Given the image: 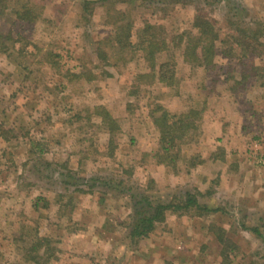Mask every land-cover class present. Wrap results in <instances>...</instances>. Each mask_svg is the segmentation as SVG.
I'll use <instances>...</instances> for the list:
<instances>
[{"label": "rangeland", "instance_id": "obj_1", "mask_svg": "<svg viewBox=\"0 0 264 264\" xmlns=\"http://www.w3.org/2000/svg\"><path fill=\"white\" fill-rule=\"evenodd\" d=\"M234 1L241 5L242 12L239 11L238 14L247 26L254 27L264 20V0ZM38 2L45 7L44 20L36 25L32 33L23 31L22 26L15 24L11 16L0 18V29H13L14 40L20 41L21 37L26 40L16 42L15 49L28 43L29 51H26L33 55L36 52L34 46L37 45L43 51L42 55L47 52L59 54L62 63L60 66L74 74L82 73V67L86 63L97 74L102 69L111 70L113 78L90 84L84 81L67 84V80L60 76V71L51 69L43 59L33 56L18 58L15 62L16 54L10 59L7 56L0 58V125L4 124L6 130L12 131V148L0 143V264L20 262L23 255L15 246L27 238L25 225L29 226V222H33L34 226L38 222L42 234H46L45 228L57 230L54 236L61 247L73 254V264H220L217 260L216 241L214 243L206 235L201 224L185 219L172 221L167 231H162L149 243H140L129 252L125 236L121 232V222L130 215V200L104 188L100 189L104 191V196L99 193L75 196L76 210L72 211V222L78 224V231L58 230L55 226H61L64 220L61 221L56 213L57 195L64 193L70 196L74 191L73 187L62 184L59 177H64L68 171L76 177H102L105 180L121 177L130 188H154V192L162 197L179 194L182 190H194L195 186L205 188L202 177H207L203 178L206 181L219 179L221 188L216 189L217 194H214L218 196L212 203L225 207L228 211V215L222 216L225 226L238 227L230 216L236 208L237 215L241 210L245 211L248 217H252L251 222L254 224L258 218L256 213L260 211L264 214V88L259 84L255 89L250 87L249 92L245 91L236 100L231 98L225 91L227 85L224 80L231 76L242 81V72L223 62L224 68L216 88L220 99H208L200 139L194 144L196 150L191 151L199 155L202 153V159L207 160V169L196 168L193 177H170V172L162 170L153 172L149 167L146 169L139 165L143 163V155L156 149L158 143V135L148 117L152 109L149 98L162 96L160 103H166L174 114H179L185 107L204 104L207 95L198 92L197 89L201 86L198 84L199 80L196 77L190 78L188 68L186 78L182 76L180 79L177 75L180 85L171 93L158 94L150 86H145L142 90H147L149 96L141 92L137 95L138 100L130 99L128 88L133 75L138 71L144 72L145 63L136 57L128 69L121 66L116 71L103 68L88 45L90 34L103 28L104 6L98 4V12L93 18L96 27L93 29L80 18L82 9L78 0ZM199 6L203 8L202 5ZM197 7L157 8L145 5L142 6L143 9L137 7L142 10L136 9L138 13L132 16L141 22L149 20L165 25L172 37L178 33H195L193 25L198 14L216 21H223L224 17L232 14L224 4L206 7L205 10ZM23 67L29 70H24ZM263 74L264 70L260 75ZM26 75L29 79H24ZM233 84L231 81L228 88ZM256 91L259 92L257 96ZM244 95L245 99L240 100ZM129 101L134 103L130 110L127 108ZM135 101L140 102L136 104ZM100 106L114 114L124 133L118 143L120 149L113 159L106 157V154L95 153L98 144L106 145V138H101L103 143L95 141L94 134L98 133L89 124L85 108L89 107L93 111ZM253 112L255 117L252 116ZM79 116L80 119L77 118ZM94 122L99 124L100 120L94 119ZM229 124L230 129L227 128ZM248 124L253 127L248 128ZM241 127L242 130L246 127L241 131L242 134ZM33 142L38 146H34ZM221 148L226 150L225 161L215 160L221 158ZM41 151L45 154L38 164L42 171L39 174L35 165L39 162L35 159L40 156ZM43 161L51 164L53 170L48 169ZM237 164L238 172L234 171L235 168L232 169ZM126 169L132 171L133 176L123 173ZM41 195L48 206L43 208L44 205L41 204L42 211L36 213L33 209L34 201ZM236 237L246 255L245 258L238 259L236 264H249L254 254L257 256L253 259L264 264L262 243L245 232ZM19 245L23 247V244ZM204 245L207 250H202ZM200 253H203L201 257ZM70 256L67 254L65 257L69 259Z\"/></svg>", "mask_w": 264, "mask_h": 264}, {"label": "trees", "instance_id": "obj_2", "mask_svg": "<svg viewBox=\"0 0 264 264\" xmlns=\"http://www.w3.org/2000/svg\"><path fill=\"white\" fill-rule=\"evenodd\" d=\"M78 3L82 9L80 18L90 24L93 29L96 27L93 18L98 12V4L104 6L103 28L98 32L93 31L94 34H90L88 42L97 62L103 68L116 71L121 66L128 69L135 62L136 57L145 63V71H138L133 75L128 88L130 99L138 100L137 95L141 92H144L145 96H149L147 90H142L145 86H150L158 94L171 93L173 89L179 87L180 79L185 77V72L189 73L188 68L191 72L190 78L196 77L199 80L198 84L201 86L198 85L200 88L197 89L198 92L207 95L204 104L197 103L191 107H185L179 114H174L166 103H160L162 96L155 95L153 98H149L152 109L149 111L148 117L158 135V143L156 149L143 155V163H141L143 165H139L146 169L149 167L153 172L161 170L170 172V177L172 175L175 177L181 175L193 177L196 168L206 170L207 160L202 159V153L199 155L191 151L196 150L194 144L200 139L205 123L208 99L212 100L216 97L220 99L216 88L224 68L222 63L227 62L229 67L235 66L234 70L239 68L242 72V81L235 77L231 78V76H227V79L224 80L227 85L225 91L231 98L236 100L245 91L249 92L250 87L255 89L259 84L264 88V74L260 75L261 71L264 70L262 67L264 64V20L256 23L254 27L247 26L243 23L241 15L238 14L239 11L242 12L241 5L234 0H78ZM198 4L202 5L203 8L201 9ZM221 4L226 5L230 14L232 13L224 17L223 21H216L213 18L198 14L193 25L195 33H178L172 37L169 36L165 25L152 23L149 20L141 22L132 16L138 13L135 11L136 9L145 5H154L157 8H186L195 5L198 6L197 9L205 10L206 7L211 8ZM44 9L45 7L38 0H0V18L11 16L15 24H20L22 30L29 33L34 32L36 25L44 20ZM225 28L227 29L226 33ZM12 31L13 29L9 30L7 27L0 29V58L7 56L10 59L16 54L15 62L18 58L25 59L33 56V58L43 59L51 69L60 71V76L67 80V84H76L81 81L90 84L106 78H113L111 70L102 69L100 75L93 72V69H89V64L87 66L86 63L82 67V73L74 74L60 66L62 63L59 54L47 52L42 55L43 51L37 45L34 46L36 52H33V55L26 51H29L28 43L22 48L15 49L14 44L16 42H25L26 40L22 37L20 41L14 40ZM23 68L29 70L27 67ZM95 69L97 68L95 67ZM177 75L181 78L178 79ZM24 79H29V76L26 75ZM231 81L234 84L228 88ZM241 86L243 87L241 88ZM245 97L246 95L242 96L240 100L245 99ZM180 99H182L181 95ZM139 102L137 101L136 104ZM133 104L132 101H129L128 110L133 108ZM85 110L88 114L89 124L98 133L94 134L95 137L93 136L95 141L103 143L101 138H106L104 142L106 145L98 144L95 153L98 155L106 154L109 159L115 158L120 149L118 143L124 135L119 120L109 109L103 106L95 107L93 111L89 107H86ZM252 114L253 117L256 116L254 112ZM77 118L80 119V116ZM94 119L100 120V123L96 124ZM228 127L230 129V124ZM252 127V124H248V128ZM240 129L242 134L241 131H244L246 127H243V130L242 127ZM11 134L12 131L6 130L4 124L0 125V143L3 146L8 145L9 148H12ZM132 142L135 144L134 139ZM33 145L38 146L34 142ZM220 153L221 158L215 160L225 161L227 156L225 148H221ZM44 154L45 152L41 151L40 156L35 159L36 162H39L35 164L39 174H42V171L38 164L42 162L40 159ZM43 163L48 166V169L53 170L51 164L44 161ZM233 168H235L234 171L238 172V164L234 165ZM183 171L186 173H182ZM123 173H127L130 177L133 176V172L127 171V169ZM203 178L207 177L201 179L206 184L205 188L195 186L194 190L185 192L182 190L179 194L162 197L154 192V188L147 190L130 188L126 185L127 181L125 182L121 177H117L116 180H105L102 177H76L71 171H68L64 177H59V179L65 186L73 187L74 191L71 192L73 195L70 196L64 193L57 195L58 210L56 213L60 216L61 221L64 220V223L55 227H58L57 229L62 232L67 230L78 231L80 227L77 228L78 224L72 222V211L76 210L74 207L75 196H92L95 193L104 196V191H100L101 188H104L106 191L113 190L122 198L130 200V215L121 222V227H123L121 232L125 236L126 249L129 252L130 249L137 247L140 243H149L162 231H167V227L169 228L168 225L172 221L185 219V221L192 220L196 224H201L206 235L214 243L216 241L218 263L236 264L238 259L246 256L243 248L237 243L236 236L243 232L248 233L255 237L256 241L262 243L264 247V214L258 211L256 213L258 218L253 224L251 222L252 217H248L243 210L237 215L236 208L234 214H230V216L238 227L234 225L231 228L226 227L222 216L228 215V211L225 207L212 203L218 196L215 195L217 194L216 189L221 188L220 180L209 179L206 181ZM195 180L193 179V181ZM183 188L185 189V187ZM255 190L254 192H257ZM41 196L34 201L33 209L36 213L42 211L43 205V208L48 206L45 203L46 199ZM62 209L64 212H61ZM35 223L37 224L35 226L33 222H29V226L25 225L26 231H28L27 238L19 241L23 247L19 244L15 246L23 255L17 264H73L71 262L73 254L68 252V249L61 247L62 245L54 236V232L57 230L50 231V229L46 230L45 228L46 234H42L43 231L39 223ZM169 232L171 233V230ZM202 250H207V246L204 245ZM67 254L71 255L69 259L65 257ZM199 255L201 257L203 253ZM255 256L257 254L252 255L249 264H260L253 259Z\"/></svg>", "mask_w": 264, "mask_h": 264}]
</instances>
